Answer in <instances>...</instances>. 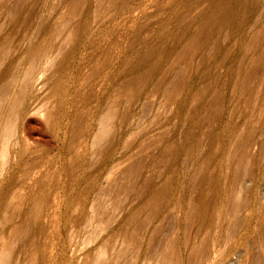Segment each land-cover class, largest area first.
Returning <instances> with one entry per match:
<instances>
[{
	"label": "rangeland",
	"instance_id": "374dc122",
	"mask_svg": "<svg viewBox=\"0 0 264 264\" xmlns=\"http://www.w3.org/2000/svg\"><path fill=\"white\" fill-rule=\"evenodd\" d=\"M234 1L0 0V264H264V0Z\"/></svg>",
	"mask_w": 264,
	"mask_h": 264
},
{
	"label": "bare ground",
	"instance_id": "6f19581e",
	"mask_svg": "<svg viewBox=\"0 0 264 264\" xmlns=\"http://www.w3.org/2000/svg\"><path fill=\"white\" fill-rule=\"evenodd\" d=\"M82 0H72V6L76 8L79 6L78 4ZM236 4L238 6H242L246 0H235ZM234 1V3H235ZM234 6V5H233ZM231 15L230 10H217L214 13H208L203 16L201 21L196 24L195 29L192 31L194 37L198 40L199 43H207V42H213L217 45V40L222 35V33L230 27L231 24ZM190 25V24H189ZM188 28V26H187ZM180 30V29H179ZM186 30V29H185ZM183 31V30H181ZM181 31L179 33H181ZM180 37V36H179ZM181 38V37H180ZM258 44L259 48L255 49L254 45ZM215 45V46H216ZM244 45L246 46L247 51H254L255 50V56L251 58L252 63H259L262 60H264V25L261 26L257 31L253 33L251 36L250 41ZM214 46V47H215ZM213 47V48H214ZM216 48V47H215ZM217 49V48H216ZM192 51L186 49L183 51V55H190ZM158 68V63L153 62L151 60H142L138 62V65L135 69H141L140 71L136 72L134 75H132L131 78L127 80V84L129 86H135L139 82L147 81L148 78H150ZM238 73L240 75V83L238 81V86L244 87L248 80L250 79L252 75V69L247 68V66L242 63L240 64L238 68ZM239 80V79H238ZM183 80L179 77L174 85L172 86L174 89H177L179 86H181V82ZM209 88V87H208ZM218 98V97H217ZM216 98V99H217ZM104 127V126H103ZM105 128V127H104ZM165 190V189H163ZM161 190V191H163ZM164 192V191H163ZM151 206H155V204H151ZM260 238L263 240L264 243V236L262 233H260Z\"/></svg>",
	"mask_w": 264,
	"mask_h": 264
}]
</instances>
